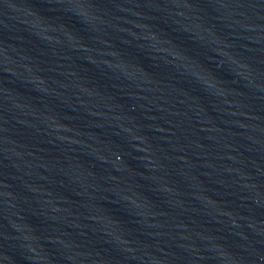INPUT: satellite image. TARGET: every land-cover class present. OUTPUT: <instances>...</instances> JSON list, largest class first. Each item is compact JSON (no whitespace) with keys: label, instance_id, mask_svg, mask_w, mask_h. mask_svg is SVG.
Here are the masks:
<instances>
[{"label":"water","instance_id":"obj_1","mask_svg":"<svg viewBox=\"0 0 264 264\" xmlns=\"http://www.w3.org/2000/svg\"><path fill=\"white\" fill-rule=\"evenodd\" d=\"M0 264H264V0H0Z\"/></svg>","mask_w":264,"mask_h":264}]
</instances>
